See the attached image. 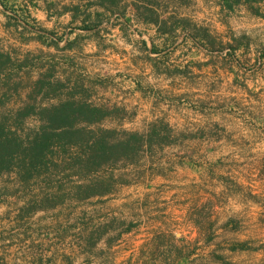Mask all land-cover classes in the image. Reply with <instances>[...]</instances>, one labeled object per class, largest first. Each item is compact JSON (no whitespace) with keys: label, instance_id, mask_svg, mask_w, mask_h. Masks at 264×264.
Listing matches in <instances>:
<instances>
[{"label":"rangeland","instance_id":"rangeland-1","mask_svg":"<svg viewBox=\"0 0 264 264\" xmlns=\"http://www.w3.org/2000/svg\"><path fill=\"white\" fill-rule=\"evenodd\" d=\"M77 1L0 0V144L8 152L0 167V264H56V249H84L58 238L61 222L91 197L114 199L132 164L149 171L164 161L166 126L150 122L149 108L164 95L151 70L186 64L153 54L131 14H96ZM238 80V90L222 86V108L264 107V93H249L250 78ZM244 247L206 250L219 264H264ZM72 262L86 263L84 255Z\"/></svg>","mask_w":264,"mask_h":264},{"label":"crops","instance_id":"crops-1","mask_svg":"<svg viewBox=\"0 0 264 264\" xmlns=\"http://www.w3.org/2000/svg\"><path fill=\"white\" fill-rule=\"evenodd\" d=\"M75 4L96 14H131L153 54L186 65L151 70L164 95L149 104L150 122L166 126L163 163L149 171L132 164V178L117 184L114 199L91 197L61 222L58 238L84 249H56V264L80 255L85 264H101L100 254L108 264H219L206 249L245 245L250 258L264 259V107L222 108L220 101L222 86L238 90L241 78H250L249 93H264V0ZM239 62L247 68L238 69ZM67 226L79 233L67 234ZM95 235L101 249H94Z\"/></svg>","mask_w":264,"mask_h":264},{"label":"trees","instance_id":"trees-1","mask_svg":"<svg viewBox=\"0 0 264 264\" xmlns=\"http://www.w3.org/2000/svg\"><path fill=\"white\" fill-rule=\"evenodd\" d=\"M117 148H118V147H117ZM117 148H113V147L109 148V147H107V146H103L101 149H102V150H107V149H114V150H117ZM7 156H8V152H7V150H6V146H5L4 143H1V144H0V167H1L2 165L5 164V163H4V160H5V157H7Z\"/></svg>","mask_w":264,"mask_h":264}]
</instances>
